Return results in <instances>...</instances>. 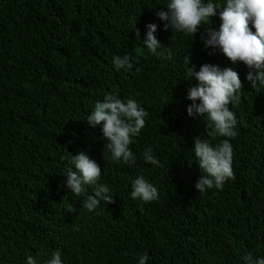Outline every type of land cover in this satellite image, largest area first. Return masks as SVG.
<instances>
[{
    "label": "trees",
    "instance_id": "16d2710c",
    "mask_svg": "<svg viewBox=\"0 0 264 264\" xmlns=\"http://www.w3.org/2000/svg\"><path fill=\"white\" fill-rule=\"evenodd\" d=\"M168 3L0 0V264H27L28 256L46 264L56 250L62 264H139L141 255L146 264L264 258V86L251 88L243 62L233 65L219 48L205 46L206 29L219 30L222 9L193 36L164 30L156 13ZM151 23L162 57L143 43ZM123 55L133 66L117 71L113 57ZM205 64L232 67L243 88L229 104L237 118L234 178L199 193L195 138L225 139L208 137L206 118L187 112L188 91L198 83L186 78L187 69ZM109 95L133 99L149 113L129 146L132 165L113 160L102 123L92 127L86 119ZM149 147L160 166L145 162ZM81 151L100 165L98 183L115 203L101 201L89 212L82 201L91 186L79 196L66 186L72 155ZM140 175L158 199L131 197Z\"/></svg>",
    "mask_w": 264,
    "mask_h": 264
},
{
    "label": "clouds",
    "instance_id": "9594fccd",
    "mask_svg": "<svg viewBox=\"0 0 264 264\" xmlns=\"http://www.w3.org/2000/svg\"><path fill=\"white\" fill-rule=\"evenodd\" d=\"M164 8L166 10L158 11L156 15L165 22V31L171 28L193 36L202 24L211 25L210 17L217 14V9H222L219 13V30L210 26L206 29L208 38L204 40L205 46L219 48L233 65L243 62L249 69L246 79L251 88H256L258 84L264 86V0H226L223 6L212 2L204 3L203 0H169ZM146 27L148 31L144 45L152 54L164 56V52L158 51L162 44L154 35L157 25L151 23ZM137 34L139 35L138 32ZM168 58H171V54ZM187 60L189 65L188 56ZM113 64L117 71L125 67L131 68L132 57L115 56ZM193 77L198 83L188 91L187 98L192 101L187 108L188 114L206 118L207 136L211 139L225 138L216 144L211 143L209 139L195 138L194 156L202 170L195 188L199 193H203L213 187L222 189L227 180L234 178L233 148L230 139L237 135V118L229 109V104L239 101L243 87L239 73L232 67L221 70L217 66L205 64L198 72L188 67L186 78L191 80ZM197 101L199 103H196ZM148 115L149 113L135 100L125 101L109 95L103 102L98 101L95 104L94 110L86 119L92 127L102 123L103 137L108 140L104 149H107L111 158L132 165L136 157L129 146L132 137L139 135L145 127V118ZM143 158L147 163L160 166V161L155 158L151 147L144 151ZM71 164L75 170L69 168L66 186L72 193L79 196L86 194L87 186L92 188L93 194L86 195L82 201L83 208L92 212L101 201L107 204L115 203L110 188L106 184L98 183L101 168L96 161L81 151L72 155ZM131 197L151 202L158 199L159 194L158 189L140 175L132 182ZM61 256L59 250L54 251L46 264H62ZM147 260V255L139 256V264H146ZM243 260L244 264H264V258L257 259L251 254L244 256ZM27 264L37 262L34 257L28 256Z\"/></svg>",
    "mask_w": 264,
    "mask_h": 264
}]
</instances>
